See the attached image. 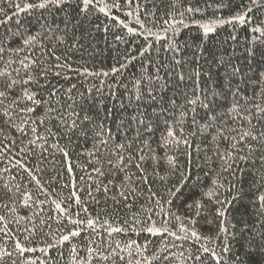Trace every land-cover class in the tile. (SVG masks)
Returning <instances> with one entry per match:
<instances>
[{"label":"trees","instance_id":"16d2710c","mask_svg":"<svg viewBox=\"0 0 264 264\" xmlns=\"http://www.w3.org/2000/svg\"><path fill=\"white\" fill-rule=\"evenodd\" d=\"M0 264H264V0H0Z\"/></svg>","mask_w":264,"mask_h":264}]
</instances>
